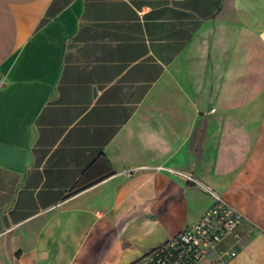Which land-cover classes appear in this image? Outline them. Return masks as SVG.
<instances>
[{"label": "crops", "instance_id": "crops-1", "mask_svg": "<svg viewBox=\"0 0 264 264\" xmlns=\"http://www.w3.org/2000/svg\"><path fill=\"white\" fill-rule=\"evenodd\" d=\"M0 73V264H131L203 187L264 264V0H0Z\"/></svg>", "mask_w": 264, "mask_h": 264}, {"label": "built area", "instance_id": "built-area-1", "mask_svg": "<svg viewBox=\"0 0 264 264\" xmlns=\"http://www.w3.org/2000/svg\"><path fill=\"white\" fill-rule=\"evenodd\" d=\"M5 83V76L0 73V89ZM203 188L213 203L201 218L131 264H199L210 256H214L216 264H223L225 259L235 257L234 250L221 251L219 246L227 238H232L234 243L239 242L237 229L244 217L218 193Z\"/></svg>", "mask_w": 264, "mask_h": 264}]
</instances>
